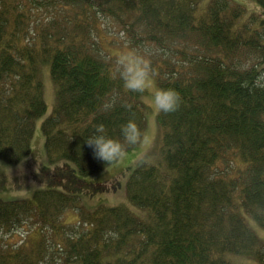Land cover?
Segmentation results:
<instances>
[{"label":"trees","instance_id":"16d2710c","mask_svg":"<svg viewBox=\"0 0 264 264\" xmlns=\"http://www.w3.org/2000/svg\"><path fill=\"white\" fill-rule=\"evenodd\" d=\"M0 0V160L31 154L36 119L47 111L43 68L56 91L42 123L51 164L70 161L81 176L116 164L85 139L104 124L146 129V88L125 87L118 57L96 38L101 15L115 21L131 50L148 58L159 88L179 106L161 111V161L141 163L126 185V206L84 208L56 189L0 201V264L264 263V0L249 13L234 0ZM55 11L40 16L39 8ZM255 7V6H254ZM43 15V14H42ZM14 235L19 237L16 240Z\"/></svg>","mask_w":264,"mask_h":264},{"label":"rangeland","instance_id":"374dc122","mask_svg":"<svg viewBox=\"0 0 264 264\" xmlns=\"http://www.w3.org/2000/svg\"><path fill=\"white\" fill-rule=\"evenodd\" d=\"M234 1L249 9V13L257 8L256 4L250 0ZM208 2L209 0L205 3ZM39 9H42L43 15L37 14L41 17L52 18L55 15L52 8H50V12L44 7ZM100 22L102 29L96 40L104 50L118 58L132 51L129 41L115 21L101 15ZM41 80L44 86L47 111L36 119L31 154L17 164H8L0 160V201L33 199L38 190L56 189L78 196L81 205L87 210L96 211L102 207L123 205L140 219L148 220V213L145 209L129 203L126 185L133 170L141 163L148 162L158 165L161 161L163 128L158 122V115L161 111L149 102L154 89L159 88L157 79L151 76L145 87L149 94L140 98L141 103L146 107V129L139 145L128 150L122 159L105 171L86 177L81 176L70 161L63 160L51 164L48 160L42 123L53 114L56 103V91L50 78L49 66L43 68ZM244 217L264 242V228L246 214ZM13 238L19 239L17 235H14ZM227 258L235 264H264L258 259L245 256L227 255Z\"/></svg>","mask_w":264,"mask_h":264},{"label":"clouds","instance_id":"9594fccd","mask_svg":"<svg viewBox=\"0 0 264 264\" xmlns=\"http://www.w3.org/2000/svg\"><path fill=\"white\" fill-rule=\"evenodd\" d=\"M117 65L125 87L130 90L142 91L151 79L148 58L134 50L119 58ZM149 102L160 111H173L179 106L180 95L173 88H156ZM121 136L123 139L109 135L105 125L100 123L85 142L93 148L97 158L108 164L122 159L127 146L137 142L140 132L134 120L130 119L121 125Z\"/></svg>","mask_w":264,"mask_h":264}]
</instances>
